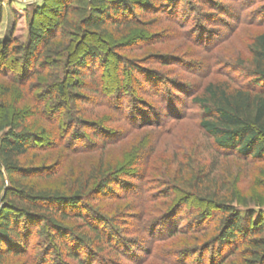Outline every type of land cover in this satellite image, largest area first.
<instances>
[{"label":"rangeland","instance_id":"374dc122","mask_svg":"<svg viewBox=\"0 0 264 264\" xmlns=\"http://www.w3.org/2000/svg\"><path fill=\"white\" fill-rule=\"evenodd\" d=\"M153 1L151 5L142 6L147 7L146 10L133 6L132 16L139 22L130 32L120 29L121 33H115L110 29L111 44H122L123 47L107 56L105 68L96 70L95 81L100 80L107 87L119 78L126 83L125 72L121 74L119 71L130 63L135 69L129 87L135 98L162 108L159 104L161 92L170 90L184 118L178 122L168 121L162 127L133 129L123 119L120 108L111 109L106 105L108 101L113 104L111 96L102 98L86 91L85 85L87 89L93 88L91 80L85 78L80 82L77 76L71 77L67 85L71 84L73 91L89 99L88 102L68 105H73V110L78 112L77 119L82 121L79 129L86 141L88 139L87 145L86 141L81 143L87 151L71 153L60 142L66 122L61 120L51 125L40 120L38 111L43 107L30 104L28 98L23 99L25 91L22 88L2 80L0 127L5 124L2 105L7 103L11 112L31 116L26 124L32 128L35 125L36 133L44 131L43 138L37 142L40 148L19 158L23 167L41 170L25 180L7 176L5 180L7 186L17 180L38 190L69 195L82 187L84 190L81 191L86 193L96 187L97 176H108L110 183L101 192H92V198L83 201L81 209L99 230H103L106 224L86 212L85 205L109 221L114 231L121 235H113L112 241L118 239L124 244L126 240L129 245L133 244L129 253L135 260L122 254L126 252L127 244H121L117 253L112 245L97 242L79 218L66 220L63 224L79 235H86L91 249L109 261L119 264H177L185 261L192 264L196 258H186L180 253L198 247L199 241L207 234H189V227L197 225L194 216L205 212V226H209L206 231H210L208 237L213 234L221 215L216 208L203 206L195 198H190L184 205L186 194L180 188L182 179L203 172L217 189L233 187L239 200L248 204V209L261 213L264 225V163L250 164L234 157L220 156L211 140L198 129L202 110L193 101L208 83L227 82L231 87L249 83V74L245 71L249 62L247 47L257 34L264 32V0ZM43 5L47 7L46 15L34 20L58 24L59 18L49 13L51 8L58 7L53 0H0V44L9 38L24 36L26 21L32 17L34 7ZM165 7H175V11L170 12ZM202 28L209 32L203 33L205 40L201 43L196 36ZM91 41L106 54L100 41ZM147 79L155 81L154 85L147 84ZM30 82L40 83L41 79L35 77ZM153 86L157 90H152ZM123 105L125 111L129 109L127 101ZM63 112L65 110L61 114ZM100 128L108 133L109 140L116 135L121 137L120 140L102 145L103 140L101 142L92 134L93 131L97 134ZM259 203L260 209L254 208ZM239 213L243 215L244 210L239 208ZM165 214V221L157 226L160 237L172 229L186 234L180 232L165 240L148 236L151 221L163 218ZM258 237L264 238V231ZM56 243L58 246L32 236L25 243L26 254L6 258L4 264H77L76 260L65 255L61 242ZM79 251L81 259L93 253L88 255L83 247ZM43 260L45 262L41 263ZM92 261L99 264L96 258Z\"/></svg>","mask_w":264,"mask_h":264},{"label":"trees","instance_id":"16d2710c","mask_svg":"<svg viewBox=\"0 0 264 264\" xmlns=\"http://www.w3.org/2000/svg\"><path fill=\"white\" fill-rule=\"evenodd\" d=\"M53 2L58 7L51 8L49 13L59 18V25L48 20L35 21V17H44L47 12L45 5L36 6L32 17L26 21L25 35L9 38L0 44V83L4 80L10 85H18L25 91L23 99L26 97L30 104L42 106L38 111L40 120L51 125L61 120L66 122V127L60 135V142L64 143L66 150L71 153L87 151L81 144L86 141L79 129L82 121L77 119L78 112L73 110V105H68L88 102L89 99L73 91L71 84L67 85L71 77L77 76L80 82L85 78L91 80L93 88L87 89L85 85L83 88L86 91L102 98L111 96L109 98H112L113 104L108 101L106 105L111 109L120 108L123 119L129 122L133 129L145 126L162 127L166 126L168 121L178 122L184 118L170 90L161 92L159 104L162 108L153 107L149 102L135 98L134 91L129 87L133 82L132 72L135 69L130 63L119 71L121 74L125 72L126 83L124 79L119 78L112 86L107 87L106 83L95 81L96 70L105 68L107 56L121 51L123 47L122 44H111L108 34L110 29L121 33L120 29L129 31L135 28L139 21L132 16L133 6L146 10L147 7L142 6L151 5L153 0ZM165 8L170 12L175 11V7ZM201 31L196 37L202 43L205 40L203 33L209 31L205 28ZM91 40L100 41L109 55L103 54L102 48ZM247 52L249 62L245 71L249 74V83L233 87L227 82L208 83L193 101L202 110L197 123L198 129L211 140L220 156L260 164L264 163V32L253 38ZM35 77L41 79V82H30ZM153 82L155 81L148 79L146 81L147 84L154 85ZM157 85L161 87V83ZM153 87L155 88L152 90H155L156 86ZM126 101L130 106L128 105L129 109L125 111L123 104ZM2 108L5 124L0 127V133L3 132L0 137V264H4L6 258L11 256L25 255V243L32 236L44 238L54 246H58L56 242H61L65 255L76 260L77 264H93L92 258H96L99 264H119L93 251L86 235H79L74 229L63 224L66 220L79 218L97 242L112 245L115 252L119 253L122 242L118 239L112 241V236L117 237L120 234L114 231L110 222L93 211L92 207L85 205L86 212L92 213L101 223L106 224L102 227L103 230H99L98 225L90 223L89 216L83 214L81 209L83 201L92 198V192H101L110 183L108 176H97L99 179L96 187L86 193L81 191L84 190L82 187L80 191L69 195L58 191L38 190L33 185H25L17 180L7 186L5 176L25 180L41 170L23 167L19 158L26 156L31 150L40 148L41 145L38 146L37 142L43 138L44 131L36 133L35 125L32 128L30 124H26V120L31 116L24 117L18 111L11 112L7 103L2 105ZM62 110L65 112L61 114ZM93 130L97 132L96 129ZM94 131L93 137H97L101 142L103 140L102 145L113 144L121 138L116 135L114 139L112 137L109 140L104 129L100 128L97 134ZM79 140L81 142H78ZM204 176L206 175L201 172L186 180L182 179L183 186L180 188L186 194L184 205L190 198H195L203 206L216 208L221 216L212 230L213 234L207 237L210 231H206L209 226H205V212L195 215L193 220L197 225L189 227V234H207L204 240L199 241L198 247L187 248L180 254L186 258H196L192 264H264V238L258 237L264 231L261 213L248 209V204L239 200L237 191L230 185L217 189L212 185L213 182L208 180L209 176ZM260 205L256 204L254 208L260 209ZM239 208L244 210L243 215L239 213ZM167 214L151 221V227L147 230L148 236L165 240L182 232L172 229L166 235L163 233L162 237L158 235L160 233L157 226L159 222L161 224L165 221ZM125 244L126 252L122 254L134 261L129 253L133 244L129 245V241L124 240L122 245ZM81 247L87 250L88 255L93 253L81 259ZM40 262L44 263L45 260ZM177 264L189 263L183 261Z\"/></svg>","mask_w":264,"mask_h":264}]
</instances>
